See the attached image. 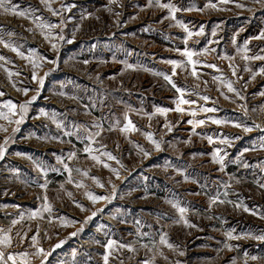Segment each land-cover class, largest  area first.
Here are the masks:
<instances>
[{"label":"rangeland","instance_id":"rangeland-1","mask_svg":"<svg viewBox=\"0 0 264 264\" xmlns=\"http://www.w3.org/2000/svg\"><path fill=\"white\" fill-rule=\"evenodd\" d=\"M0 264H264V0H0Z\"/></svg>","mask_w":264,"mask_h":264}]
</instances>
